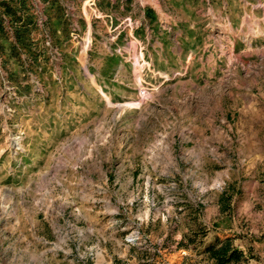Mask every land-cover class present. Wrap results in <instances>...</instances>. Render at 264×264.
Returning a JSON list of instances; mask_svg holds the SVG:
<instances>
[{"label":"rangeland","instance_id":"1","mask_svg":"<svg viewBox=\"0 0 264 264\" xmlns=\"http://www.w3.org/2000/svg\"><path fill=\"white\" fill-rule=\"evenodd\" d=\"M33 5L38 60L0 49V264H264V0Z\"/></svg>","mask_w":264,"mask_h":264},{"label":"trees","instance_id":"2","mask_svg":"<svg viewBox=\"0 0 264 264\" xmlns=\"http://www.w3.org/2000/svg\"><path fill=\"white\" fill-rule=\"evenodd\" d=\"M44 1L51 7L60 2V0ZM33 6V0H0V49L2 51L8 43L14 55L18 53V50L24 49L38 60L40 54H36L33 50V46L36 45L34 31L38 28V18L33 12ZM50 21L49 18L48 23ZM204 251L217 264L240 263L251 258L235 245L232 237H216Z\"/></svg>","mask_w":264,"mask_h":264},{"label":"built area","instance_id":"3","mask_svg":"<svg viewBox=\"0 0 264 264\" xmlns=\"http://www.w3.org/2000/svg\"><path fill=\"white\" fill-rule=\"evenodd\" d=\"M93 1V0H92Z\"/></svg>","mask_w":264,"mask_h":264}]
</instances>
